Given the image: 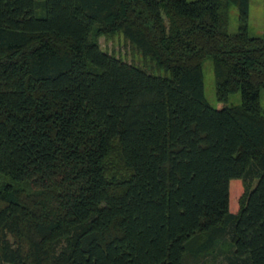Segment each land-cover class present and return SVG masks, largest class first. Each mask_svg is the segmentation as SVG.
Here are the masks:
<instances>
[{"label": "trees", "instance_id": "16d2710c", "mask_svg": "<svg viewBox=\"0 0 264 264\" xmlns=\"http://www.w3.org/2000/svg\"><path fill=\"white\" fill-rule=\"evenodd\" d=\"M248 14L0 0V264H264V0L261 35ZM115 33L164 74L102 50Z\"/></svg>", "mask_w": 264, "mask_h": 264}, {"label": "rangeland", "instance_id": "374dc122", "mask_svg": "<svg viewBox=\"0 0 264 264\" xmlns=\"http://www.w3.org/2000/svg\"><path fill=\"white\" fill-rule=\"evenodd\" d=\"M237 19V8L234 5H231L229 9V32L237 30ZM248 33L251 36H258L263 33V0H249ZM99 44L102 50L114 54L125 61L140 65L143 68L153 71L155 74H164L162 68L157 69L152 62L144 59L135 49H133L121 33L107 36L101 35L99 36ZM202 71L205 97L212 106L216 107L217 99L211 58L207 57L203 61ZM238 102H240L239 92L229 95L228 103ZM260 104L264 108V88L260 89ZM225 255V253L220 252L216 257L207 256L205 260L202 259L198 264H227ZM186 264L195 263L192 259H188Z\"/></svg>", "mask_w": 264, "mask_h": 264}]
</instances>
